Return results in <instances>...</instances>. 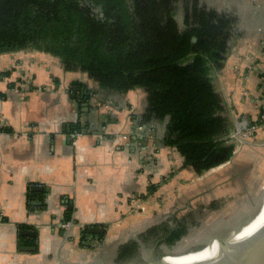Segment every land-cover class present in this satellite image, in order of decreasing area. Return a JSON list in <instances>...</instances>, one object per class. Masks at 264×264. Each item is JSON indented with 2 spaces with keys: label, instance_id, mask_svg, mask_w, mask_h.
I'll use <instances>...</instances> for the list:
<instances>
[{
  "label": "crops",
  "instance_id": "0c3cea01",
  "mask_svg": "<svg viewBox=\"0 0 264 264\" xmlns=\"http://www.w3.org/2000/svg\"><path fill=\"white\" fill-rule=\"evenodd\" d=\"M222 1L237 11V38L211 77L231 134L264 104V0H249V9L243 0ZM146 98L142 90L100 91L85 73L65 71L43 52L0 55V264L94 258L103 240L139 237L153 245L163 235H148L150 229L186 223L179 192L204 173L182 168L183 158L162 143L164 124L148 119L144 130ZM263 136L258 130L253 138ZM172 193L179 195L171 208L177 211L152 214L156 196ZM90 227L105 229L91 244L82 233Z\"/></svg>",
  "mask_w": 264,
  "mask_h": 264
},
{
  "label": "trees",
  "instance_id": "16d2710c",
  "mask_svg": "<svg viewBox=\"0 0 264 264\" xmlns=\"http://www.w3.org/2000/svg\"><path fill=\"white\" fill-rule=\"evenodd\" d=\"M205 6L198 0H0V55L39 51L65 71L85 73L100 91L142 90L148 113L164 124L162 143L183 158L182 168L201 175L230 161L236 147L211 72L224 63L238 19ZM263 116L264 104L248 124L260 125ZM186 224L170 233L163 228L167 235L157 247L179 243ZM132 251L136 246L126 253Z\"/></svg>",
  "mask_w": 264,
  "mask_h": 264
},
{
  "label": "rangeland",
  "instance_id": "374dc122",
  "mask_svg": "<svg viewBox=\"0 0 264 264\" xmlns=\"http://www.w3.org/2000/svg\"><path fill=\"white\" fill-rule=\"evenodd\" d=\"M210 1L217 2L218 4L220 2H224L222 0ZM247 2L248 3L243 0V2L240 4L241 8H252V6L249 4V0ZM175 19L177 24L182 27L181 7H178L176 10ZM237 30L234 32H237ZM236 38L237 35L231 39L229 45H231V43H233ZM238 128L241 129L240 126H238ZM257 131L258 130H256V132H241L238 130L233 131L229 137L231 138V136H235V139H232V141L236 144V147L230 161L219 166L218 168L205 172L197 181H187L184 184L181 191L179 192L180 196L181 194H185V202L182 204V207H198L199 204H203L205 206V212L195 219L197 221L195 224H186L187 230L185 235L180 238V242L185 240L193 241L199 238L201 234L206 233L205 230L208 229V227H211V225L215 222L235 216L238 212L244 211L247 206L252 205L254 200L257 198V200H259V197L264 190V146H260L258 144L264 143V136L262 138L258 137L254 139V134H256ZM179 195L172 193L170 197L166 198L162 195H157L156 203L159 205L155 204V211L152 214L159 212H176L178 208L172 210L171 208L174 207V202L177 200ZM177 207L182 208L181 203ZM143 228L144 227L139 229L134 228V231L142 230ZM148 246L150 245H147V247ZM92 255H94V253H92ZM92 255L86 254L85 256L77 257V259L68 258L64 261L61 259L62 261L57 260L55 262L52 260L42 262L27 259L19 263L91 264L93 260L91 257ZM112 259L114 260L112 253H109L108 256L100 259L99 264H112ZM14 263L18 262H10L9 264Z\"/></svg>",
  "mask_w": 264,
  "mask_h": 264
},
{
  "label": "water",
  "instance_id": "95a60500",
  "mask_svg": "<svg viewBox=\"0 0 264 264\" xmlns=\"http://www.w3.org/2000/svg\"><path fill=\"white\" fill-rule=\"evenodd\" d=\"M195 41L196 40L193 39V42ZM147 128L148 126L147 124H145L144 130H146ZM232 139H235V136L232 137ZM32 191H41V188L33 187ZM263 200L264 191H262L259 197L258 207H256L252 216L248 218L244 223L238 224L239 222H237V220H239L244 215V213L239 216L235 215L223 220H219L212 224L211 227H208V229L205 230L206 233H202L199 238L193 241L185 240L176 243L170 248L159 250L161 251V253L158 255H156L155 251L158 250L157 246L160 239L157 240L152 246H148L150 248H148L143 242L138 239H131L132 237L128 238L126 241L135 242V244H137L139 247V258L137 259L138 261H136L139 263L137 264H167V262L165 261L166 258L180 257L190 253L200 252L209 245H212L215 241L217 243L219 242L221 248L224 250V253L216 260L209 261V263L207 264H264V232L257 238H254L252 240L249 239L240 247H235L234 245H230L228 243V241L234 234L237 235L238 233H240L245 225H248L257 217L263 206ZM104 233L105 229L103 228L90 227L88 229L90 241L89 243H92L91 237L93 235L103 236ZM20 235L30 236L31 238H34L36 236V233L20 231ZM123 243H106L104 240L99 243L97 242L95 246L99 247V250L97 255L93 258L91 264H99L100 259L108 256L109 253L115 255L117 248L124 245ZM20 249L26 252H35L37 250V247L25 246L21 247ZM111 262L112 264H117L113 259L111 260ZM128 264L136 263L131 262Z\"/></svg>",
  "mask_w": 264,
  "mask_h": 264
},
{
  "label": "flooded vegetation",
  "instance_id": "af4514ba",
  "mask_svg": "<svg viewBox=\"0 0 264 264\" xmlns=\"http://www.w3.org/2000/svg\"><path fill=\"white\" fill-rule=\"evenodd\" d=\"M181 1H184V0H181ZM198 1H199V4L201 6L202 5H204V6L206 5L205 7H207L208 9H210L212 11H217L219 13H228V14H230L233 17V19H238L239 18L238 14H236L237 13L236 9H233V7H231V9H229V10H225V8H227V7H225V6L222 7L221 5H218L217 2H211L210 0H198ZM228 8H230V7H228ZM236 24H237V22H236ZM143 118H142V120L145 122V124L146 123H149L148 119L157 121V119L155 118L154 115L148 113V109L147 108H146V116L143 117ZM257 199L254 200V203L252 205L247 206V208H245L244 211H240V212H238L236 214V216H239L242 213H244V215L239 220H237V222H239L238 224L244 223L248 218H250L252 216V214L254 213V210L256 209V207H258L259 200H257ZM204 209H205V206L203 204H199L198 207L195 206L194 208H188V207H186L184 209L183 218L186 221V223H190L192 220H195L201 214H203L205 212ZM263 212H264V203H263V206H262V208L260 210V213L257 215V217L254 220L251 221V223H253L254 221H256L263 214ZM186 223H179V222H177V225L174 228L173 227H167L166 230L168 229L169 230L168 233H170V232H172V231H174L176 229L181 228V225H185ZM251 223H249V224H251ZM245 226H247V225H245ZM88 229L89 228L83 230L82 233L83 234H86L87 236H89ZM162 230L163 229H161V228L150 229L148 231L149 232L148 235L149 234L152 235V234H155L157 232H162V235H163L162 240H163L164 239V236H166L167 234L164 231H162ZM93 236H97V235H93ZM144 236H146V235L142 234V237H144ZM175 244L176 243L174 242V244L169 245L168 242H166V241L164 242L163 241V243H161L159 245L158 250L155 251L156 255H158V254L161 253V251H159V250H163L165 248H170V247H172ZM122 246H119V248H117V251L115 252V255H112V257L115 256L114 257V261L117 264H128V263H131V262H134L136 264L139 263V262H136V261H138L137 260V257L139 255V248L137 247V245L134 242H130L128 246H126V247H124V246L122 247ZM135 246H136V252L135 251L134 252L132 251L131 253L130 252H127L126 253V251L128 249L130 250V248H133ZM129 256H131V257L128 258Z\"/></svg>",
  "mask_w": 264,
  "mask_h": 264
},
{
  "label": "bare ground",
  "instance_id": "6f19581e",
  "mask_svg": "<svg viewBox=\"0 0 264 264\" xmlns=\"http://www.w3.org/2000/svg\"><path fill=\"white\" fill-rule=\"evenodd\" d=\"M264 203V200H263ZM264 232V212L263 214L253 223L244 226L240 233L234 234L228 241L230 245L240 247L245 244L249 239L252 240L257 238ZM224 250L221 248L219 242L216 241L206 247L204 250L196 253L187 254L184 257L166 258L167 264H207L209 261L216 260L222 256ZM20 264V263H14Z\"/></svg>",
  "mask_w": 264,
  "mask_h": 264
},
{
  "label": "built area",
  "instance_id": "2783aa9c",
  "mask_svg": "<svg viewBox=\"0 0 264 264\" xmlns=\"http://www.w3.org/2000/svg\"><path fill=\"white\" fill-rule=\"evenodd\" d=\"M260 122H262L260 125H249L247 124L245 127L241 128L242 131H246V132H256V130H260V131H264V116L261 117ZM78 136V134H72L71 135V139H72V143H75V139ZM234 136H231V139Z\"/></svg>",
  "mask_w": 264,
  "mask_h": 264
}]
</instances>
